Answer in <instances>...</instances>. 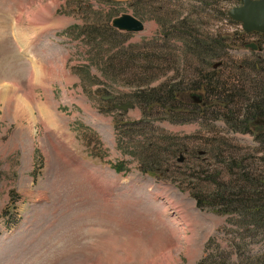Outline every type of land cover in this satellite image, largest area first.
I'll use <instances>...</instances> for the list:
<instances>
[{"label": "rangeland", "instance_id": "374dc122", "mask_svg": "<svg viewBox=\"0 0 264 264\" xmlns=\"http://www.w3.org/2000/svg\"><path fill=\"white\" fill-rule=\"evenodd\" d=\"M240 5L0 0V264H264V213L197 208L191 188L214 187L187 171L205 164L228 187L253 191L264 178V119L238 128L223 111L232 105L215 115L221 101L202 89H186L172 112L132 97L177 69L192 87L199 51L217 55L207 62L228 89L264 80V33L228 17ZM123 14L144 30L111 31ZM175 138L184 151L164 154L162 141ZM147 144L162 152L156 168L141 162ZM211 147L232 169L215 167L202 153ZM236 166L250 183L230 177Z\"/></svg>", "mask_w": 264, "mask_h": 264}, {"label": "trees", "instance_id": "16d2710c", "mask_svg": "<svg viewBox=\"0 0 264 264\" xmlns=\"http://www.w3.org/2000/svg\"><path fill=\"white\" fill-rule=\"evenodd\" d=\"M111 31L117 33L114 29H111ZM191 43V46L195 44L194 40ZM185 45L189 46L190 44L185 43ZM209 52L210 51L203 53L199 51L197 52V57L191 53V57L201 68V73H198L199 79L197 78L193 80V82H191L193 84L192 87L184 88L183 85L185 79L182 80L181 76L179 75L180 71L179 69H177L176 77H173L174 79L166 81L156 87H151V85L148 84L143 88H138V90L134 92L132 97L139 105H144L145 103L151 102L161 106L167 112H172L175 110L174 105L176 104V102L185 99L187 91L202 89L203 91L208 93L209 98L210 96H214L221 101V104L217 102V105L215 106L216 108H214L218 110L215 115H218V113L221 112L222 105H232L231 110H229V108H224L223 111L226 110L228 115L232 116V118L229 119H231V121L238 128L241 127L245 121H248L251 118H255L253 116L260 115L261 118L264 119V80H252L248 83L243 82L244 84L241 85V89H238L236 86H234L232 89L226 88L228 81H221L220 79L222 78V76H218V68L214 67V65L211 66L209 62H207L209 59L210 61L212 59H216L217 55L213 54V57L206 60L205 56L209 57ZM187 55L188 53H185V57ZM201 81L205 83L199 84ZM202 85L206 86L203 88ZM242 111H244V115L242 114ZM219 115L222 116V114ZM181 141L182 140L176 138L162 141V143H164L165 145L171 146V148H167V150L164 151V154H167L168 151L173 148L174 155L178 151H184V148L182 146L175 148L179 144H181ZM158 147L159 146H149L147 144L146 147L141 148V152L139 154L142 159L141 162L144 166H152L153 168H156V165L160 163L158 156L162 155V152L157 149ZM202 153L213 157V159L218 163V165H216L215 167L222 168V166H227L224 165V163L219 164L221 155L219 153H215L213 147L205 150V152ZM233 160L234 159H232L231 162ZM199 167H205V164L202 166L196 165L195 167H187V171L191 172V178L197 183L207 182L210 186H213L214 189L213 191L209 192V190L205 191L201 188H195V186L193 185L194 188H191V190H193L191 196L195 200L197 208L203 209L206 205H209L218 209L221 214H226L227 212H229L230 208L238 209L242 207H253L257 209L258 214L261 215V213H264V178L260 179L262 181L260 184H253V188H255L253 191L247 190L249 192L244 194L242 191V186L240 188H234L228 187V185L224 182L221 183L219 172L214 174L208 172L210 170L203 171L204 168ZM227 167L232 169V166ZM243 168L244 167L236 166L235 171H230L228 174L233 178L235 182L245 181L246 183H250L251 180L248 177L249 174H246ZM115 170L118 171L116 167ZM204 173H207L206 180L199 179V177H201L200 175H203ZM206 192L213 193L214 195H204Z\"/></svg>", "mask_w": 264, "mask_h": 264}, {"label": "water", "instance_id": "95a60500", "mask_svg": "<svg viewBox=\"0 0 264 264\" xmlns=\"http://www.w3.org/2000/svg\"><path fill=\"white\" fill-rule=\"evenodd\" d=\"M133 0H116V2H131ZM228 17L236 23L241 24L242 30L246 34L251 33H264V0H241V5L228 11ZM111 27L120 32L126 33H139L144 29L143 24L136 20L134 17L123 14L120 17L114 18L111 21ZM255 49L253 45H246ZM195 104H201L202 100L197 95L191 96ZM104 100H113V97H104ZM124 111L132 109V105L125 104L116 106ZM155 120H141L140 122L152 123ZM182 160H180L181 162Z\"/></svg>", "mask_w": 264, "mask_h": 264}, {"label": "bare ground", "instance_id": "6f19581e", "mask_svg": "<svg viewBox=\"0 0 264 264\" xmlns=\"http://www.w3.org/2000/svg\"><path fill=\"white\" fill-rule=\"evenodd\" d=\"M45 16V15H44ZM34 20V19H33Z\"/></svg>", "mask_w": 264, "mask_h": 264}]
</instances>
